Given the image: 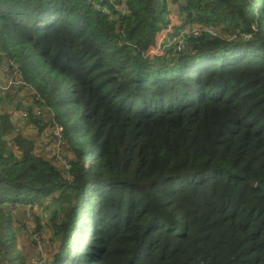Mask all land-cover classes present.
Masks as SVG:
<instances>
[{
    "label": "trees",
    "instance_id": "trees-1",
    "mask_svg": "<svg viewBox=\"0 0 264 264\" xmlns=\"http://www.w3.org/2000/svg\"><path fill=\"white\" fill-rule=\"evenodd\" d=\"M6 63L63 160L0 111L5 264L45 199L43 264H264V0H0Z\"/></svg>",
    "mask_w": 264,
    "mask_h": 264
},
{
    "label": "rangeland",
    "instance_id": "rangeland-1",
    "mask_svg": "<svg viewBox=\"0 0 264 264\" xmlns=\"http://www.w3.org/2000/svg\"><path fill=\"white\" fill-rule=\"evenodd\" d=\"M257 6V5H256ZM126 9V7L124 8ZM191 29H187L186 32L190 33L192 29H196L197 25L190 27ZM184 32L178 36H185ZM211 37H220L218 34L216 36ZM244 38H250L248 36ZM234 40V38L229 39ZM176 42H173L175 44ZM153 54V53H152ZM5 69V70H4ZM16 69H11L10 64L6 63V66L0 67V91L3 93L11 92L12 88H15V93H19V96L13 99L11 102L7 100L3 104H0V111L9 110V113L12 114V120L16 124V127L19 131H23L24 133H31L38 145V151L40 153L44 152L43 155L48 159H53L59 164L62 163V156L56 155L57 151H59L62 147L60 142V137L56 134L57 132L50 128L47 130L42 129L43 124L40 126L42 128H36L31 126L32 123H28L29 120L27 108L32 107V102L30 103V96L26 95V89H29L25 86V83L22 82L21 78L17 76ZM31 90V89H30ZM17 102L20 104V108L17 109ZM37 113V110H35ZM19 119L18 122L15 120ZM30 121V120H29ZM22 128V129H21ZM30 129V130H29ZM35 129V130H33ZM27 135V134H26ZM54 135V136H53ZM53 136V137H52ZM68 199L71 198L72 203L75 204V198L71 194H67ZM42 204L40 206L34 207H24L22 209L18 208V206L10 204V211L19 219L20 222L25 224V228L23 229L18 223L16 219L15 229L17 230V240L20 242L23 239L31 241L32 246L37 250V253L40 255L42 250L45 249L47 253L49 249L53 247L52 234L48 229V225L50 223L49 213L52 212L55 208H58L50 199H45L41 201ZM69 207L64 205L59 209L61 215H66L69 213ZM39 221L41 227H43V231L39 232L36 230V224ZM19 256L20 250L16 247L12 253V258L15 260L16 264H19ZM37 260H33L32 264H37Z\"/></svg>",
    "mask_w": 264,
    "mask_h": 264
},
{
    "label": "built area",
    "instance_id": "built-area-1",
    "mask_svg": "<svg viewBox=\"0 0 264 264\" xmlns=\"http://www.w3.org/2000/svg\"><path fill=\"white\" fill-rule=\"evenodd\" d=\"M125 8V7H124ZM125 10V9H124ZM185 34H182V35H185V36H177L174 40L175 45H177V50L178 51H189L190 48L188 47V44H187V39L188 37H192V38H199V37H202L203 35H212V36H216L218 34V32L215 30V28L213 27H200V26H197L196 29H192L190 33H187V32H184ZM3 93V91H1ZM57 135L59 137H61V129H58L56 131ZM35 206H40V205H35ZM28 207H31V206H28ZM32 208V207H31ZM46 255V252H45V249L42 250L41 254H40V257H45ZM37 264H43L44 261L42 259H39L37 260L36 262ZM0 264H5V260H4V252H2V250L0 249Z\"/></svg>",
    "mask_w": 264,
    "mask_h": 264
},
{
    "label": "crops",
    "instance_id": "crops-1",
    "mask_svg": "<svg viewBox=\"0 0 264 264\" xmlns=\"http://www.w3.org/2000/svg\"><path fill=\"white\" fill-rule=\"evenodd\" d=\"M15 121L18 122L19 119H16ZM31 126L35 127L33 124ZM33 130H35V129H33ZM24 134L30 135L31 133L27 132V133H24ZM18 248L20 250V255L23 257V259L28 264H32L33 260H37V257H38L39 254L37 253V250L32 246L31 241H28L26 239L21 240L20 242H18Z\"/></svg>",
    "mask_w": 264,
    "mask_h": 264
},
{
    "label": "water",
    "instance_id": "water-1",
    "mask_svg": "<svg viewBox=\"0 0 264 264\" xmlns=\"http://www.w3.org/2000/svg\"><path fill=\"white\" fill-rule=\"evenodd\" d=\"M256 188L262 192V197H264V185L258 183L256 185ZM4 260H5V254H4Z\"/></svg>",
    "mask_w": 264,
    "mask_h": 264
}]
</instances>
